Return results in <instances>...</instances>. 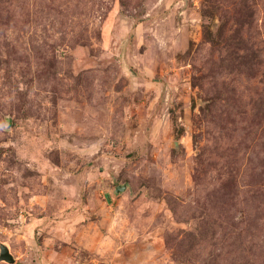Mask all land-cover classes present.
Listing matches in <instances>:
<instances>
[{"label": "rangeland", "instance_id": "obj_1", "mask_svg": "<svg viewBox=\"0 0 264 264\" xmlns=\"http://www.w3.org/2000/svg\"><path fill=\"white\" fill-rule=\"evenodd\" d=\"M2 245L264 264V0H0Z\"/></svg>", "mask_w": 264, "mask_h": 264}, {"label": "water", "instance_id": "obj_2", "mask_svg": "<svg viewBox=\"0 0 264 264\" xmlns=\"http://www.w3.org/2000/svg\"><path fill=\"white\" fill-rule=\"evenodd\" d=\"M5 261L9 264H14L15 260L12 256V254L10 253L9 249L2 245L0 248V262Z\"/></svg>", "mask_w": 264, "mask_h": 264}]
</instances>
